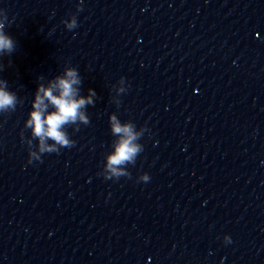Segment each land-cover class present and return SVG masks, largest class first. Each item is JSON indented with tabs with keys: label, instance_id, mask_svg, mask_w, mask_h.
<instances>
[{
	"label": "clouds",
	"instance_id": "9594fccd",
	"mask_svg": "<svg viewBox=\"0 0 264 264\" xmlns=\"http://www.w3.org/2000/svg\"><path fill=\"white\" fill-rule=\"evenodd\" d=\"M82 4L83 0L77 5V12L83 10ZM62 23L68 30L78 27L75 14L63 20ZM10 24L7 14L0 10V57L11 55L16 49V41L5 32V27ZM3 67L4 65L0 63V71ZM81 83L82 79L78 70L72 66H66L63 74L54 76L48 81L47 86L38 83L32 109L24 124L25 129L31 130V137L25 138L24 132L20 133L22 142L28 146L29 164L33 161L42 162L43 154H58L62 148L74 147L75 141L70 138L67 128L73 127L79 130L81 124L90 123L86 108L88 105H93V97L97 94L89 88V95L81 96L79 94ZM118 84L120 86L116 87L115 91L120 96L127 91L125 79L121 77ZM18 103L22 101L18 100L15 92L9 90L7 81L0 79V114L14 112ZM115 103L119 107L121 100ZM109 126L114 137L111 144L112 150L106 153L105 163L99 174L105 180L131 178L128 166L135 165L137 157L143 151V145L139 143V140L147 129L144 127L137 129L136 124L131 120L121 122L115 113L109 116ZM33 141L37 143L34 144ZM149 179V175L143 173L138 177V182H148ZM224 242L231 243V238L225 236Z\"/></svg>",
	"mask_w": 264,
	"mask_h": 264
}]
</instances>
